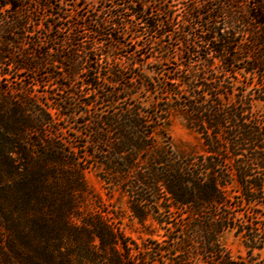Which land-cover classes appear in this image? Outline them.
Here are the masks:
<instances>
[{
	"label": "trees",
	"instance_id": "trees-1",
	"mask_svg": "<svg viewBox=\"0 0 264 264\" xmlns=\"http://www.w3.org/2000/svg\"><path fill=\"white\" fill-rule=\"evenodd\" d=\"M99 1L98 9L84 0H0V66L28 76L26 88L16 87L0 68V264H147L163 250L181 253L172 264H264V0H178L181 19L160 0ZM166 37L181 52L163 86L165 103L149 110L127 102L82 120L92 127L90 145L64 134L61 122L82 105L57 91L83 70L90 96L102 90V103L126 101L139 87H114L124 74L117 55L130 53L135 70ZM131 78L154 89L139 72ZM169 105L186 111L205 146L184 164L165 151L149 155ZM90 164L125 182L140 222L144 205L156 202L150 197L163 193L188 219L178 246L139 256L102 216H83ZM157 216L160 226L168 223ZM225 230L241 239L245 255L225 250Z\"/></svg>",
	"mask_w": 264,
	"mask_h": 264
},
{
	"label": "rangeland",
	"instance_id": "rangeland-1",
	"mask_svg": "<svg viewBox=\"0 0 264 264\" xmlns=\"http://www.w3.org/2000/svg\"><path fill=\"white\" fill-rule=\"evenodd\" d=\"M84 1L91 3L89 6H95L98 9L102 6L99 0ZM146 1L150 2L152 0ZM160 2H162L161 5L170 11L173 18L181 19L183 17L184 6L178 0H160ZM45 25L43 26L45 27ZM67 32L66 30L65 34H67ZM46 33L47 29L44 28L39 32L38 36L40 35L42 39H44ZM157 48L159 52H154L153 56L146 58L140 65L137 64L135 70L128 68L132 60L130 53L121 51L120 54L117 55L116 61L119 63L118 67L123 70L124 74H121L118 84L114 87L123 89L125 87V82L129 84L135 83L139 87L137 92H135L132 97L129 96L126 101L120 100L114 106L108 102L102 103L99 97L100 94H103L102 90L96 97L94 95L90 96L91 89L86 87L82 80L81 74L83 70L76 75L75 80L70 84L69 88L64 89L62 92L57 91L54 97L58 99L68 97L72 102L82 105L80 106V110H77L78 114H76L75 119L72 118L61 122V127H63V125L67 127V129L62 128L63 131L67 130L64 134L69 135L70 132L78 137L79 144L90 145L92 127L90 124H83L82 120L90 121L93 118L95 119L97 115H102L109 111L119 112L122 108L126 107L127 102L139 101L144 108L149 110L154 109L153 105L160 106L165 103L166 99L164 98L167 94L163 92V86L165 81L168 80L167 75L173 71L172 69L176 68V63L180 62L178 56L181 51L180 48L173 49L172 43L168 37L158 40ZM113 64L114 62L111 64L108 61V63L104 65L109 67ZM200 67L201 64L199 63L195 68L199 69ZM0 68L12 73L11 75H13V77L9 79V84L13 83L16 87L26 88L27 83L21 82V79L28 77L26 73H24L23 76L18 75L14 77L16 75L14 72L15 70L11 67L9 68V66L2 65ZM135 71L141 73L149 83L154 85L152 91L141 86L139 83L140 80L133 82L134 79L131 77ZM106 73H109L107 68ZM7 77H10V75ZM5 82L7 81H3L2 83ZM50 83H54V81ZM112 86L113 85H109L107 87L109 88ZM36 94L40 99H45L43 92L36 91ZM170 100L172 99L170 98ZM95 101H97V103H95ZM86 102H89L90 105L84 107ZM83 109H86L87 112ZM191 125L189 116L184 109L169 105L166 118L162 119L155 129L154 146L150 150L149 155L156 154V157L160 159V151H165V158L170 161H180L183 164L196 159L199 155L204 153L205 146L200 134ZM84 180L87 189L80 202L82 215L102 216L114 227V229L119 231L120 235L123 237V241L128 242L132 247H134V243L136 244L138 249L133 250L134 254L140 251L139 256L151 257L152 255L150 254L153 252L152 249L158 247V245L160 246V244L163 249H165L164 247L166 245L177 244L178 246L180 239L183 237V231L186 228L185 223L188 219H184L183 212L180 210L175 208L170 209L168 207V201L163 193L160 192V194H157V198L150 197V200L152 199L156 202L154 204L150 202L148 205H144L147 207L148 216L145 221L140 222L132 215L129 194L123 189L125 182L120 180L118 176L107 175L100 165L90 164L85 169ZM157 215H159V218L165 219V221L168 222L163 223L165 228H163V225L160 226L155 220L156 217H158ZM168 233L174 240H169L168 243H165L163 241L167 239L166 235ZM220 241L225 250L233 257L236 258L246 254V249L241 239L237 237L233 231L225 230L220 236ZM174 253L175 254L169 255L163 250L157 253L155 257L152 256L154 262H152L151 258V261L149 260L147 264H172L170 257L176 259L181 255L178 251H174ZM136 257H138V255H136ZM259 260H263L264 262V253Z\"/></svg>",
	"mask_w": 264,
	"mask_h": 264
}]
</instances>
